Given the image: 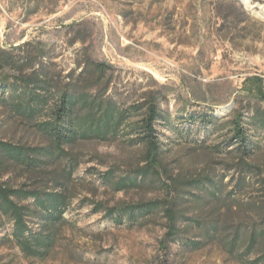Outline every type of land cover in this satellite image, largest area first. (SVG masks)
Masks as SVG:
<instances>
[{
	"label": "rangeland",
	"instance_id": "obj_1",
	"mask_svg": "<svg viewBox=\"0 0 264 264\" xmlns=\"http://www.w3.org/2000/svg\"><path fill=\"white\" fill-rule=\"evenodd\" d=\"M0 45L6 50L27 46L22 53L39 54L37 68H44L61 87L78 79L81 84L110 85L108 95L127 104L156 96L171 115L157 124L163 153L151 169L161 176L159 186L146 183L117 191L103 184L102 175L110 171L124 176L150 165L147 148L122 139L66 147L76 163L71 176L64 159L35 172L12 163L1 168L0 182L8 187L66 192L69 224L59 229L46 258H29L12 239L13 223L0 217V264H249L263 254L261 242L241 262L218 241L203 239L192 224L179 226L188 231L183 236L204 240L203 246L169 240L164 213L132 227L115 224L99 208L171 202L191 179L238 176L229 170L236 166V156L223 151L236 144L223 124L235 113L249 118L253 111L264 112V0H0ZM90 63L109 69L89 74L83 69ZM183 109L184 117L179 113ZM203 113L220 119L217 128L200 121ZM36 122L0 105V142L49 147L33 127ZM255 141L264 144V132ZM249 164L262 174L261 182L264 152ZM238 199L220 205L183 202L179 210L218 223L227 234L237 227L262 229V186L248 187ZM30 226L40 229L36 221Z\"/></svg>",
	"mask_w": 264,
	"mask_h": 264
},
{
	"label": "trees",
	"instance_id": "obj_2",
	"mask_svg": "<svg viewBox=\"0 0 264 264\" xmlns=\"http://www.w3.org/2000/svg\"><path fill=\"white\" fill-rule=\"evenodd\" d=\"M26 47L6 50L0 45V105L30 122L44 119L36 122L33 127L47 138L50 146L26 148L0 142V169L12 163L28 172H35L45 170L52 162L64 159L68 160V176H71L76 163L75 159L70 158L66 147L80 141L111 143L122 139L132 147L147 148L150 165L126 172L124 176H119L115 170L110 171L102 175L103 184L117 191L138 189L146 183L159 186L161 176L151 169L163 153L157 124L171 117L162 109L159 98L150 96L142 102L127 104L117 100L113 94L108 95L110 85L97 87L98 83L81 84L79 79L61 87L44 68H37L39 54L22 53ZM108 69L103 63H90L83 71L102 75ZM185 111L183 109L179 112L182 117ZM190 119L194 121L192 116ZM199 119L213 128H217L220 122L214 114L203 113ZM223 126L230 131L232 141L236 143L232 149L226 148L223 151L226 155L236 156L237 164L229 170L235 171L237 177H230L229 174L197 177L182 184L187 189L179 191L180 194L176 193L177 199L174 201L99 208L100 211H106L108 219L115 224L127 223L132 227L164 213L169 221V240L193 248L203 246L204 240L195 241L183 236L188 231L185 228L181 230L179 226L188 227L192 224L203 232V239L218 241L229 255L245 262L261 242L264 244V227L250 231L237 227L227 234L218 223H205L179 210L183 202L233 204L239 201L238 197L248 187L260 184L263 195L261 209L264 211V178L260 182L262 174L255 173L254 166L249 164L250 159L264 152V144L255 141L258 133L264 132V112L253 111L249 118L240 112L235 113ZM229 177L230 181L225 183ZM251 178L254 180L250 182ZM164 185L160 184L161 187ZM68 209L69 197L66 192L15 189L0 182V217L13 223L12 239L29 258L44 259L50 254L56 244L59 229L69 224L64 216ZM32 221L38 222L39 230L31 228ZM249 264H264V251Z\"/></svg>",
	"mask_w": 264,
	"mask_h": 264
}]
</instances>
